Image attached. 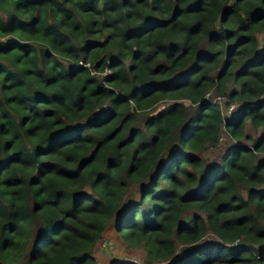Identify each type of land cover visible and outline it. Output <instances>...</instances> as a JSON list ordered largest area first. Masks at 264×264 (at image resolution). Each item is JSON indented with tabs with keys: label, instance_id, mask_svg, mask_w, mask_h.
Wrapping results in <instances>:
<instances>
[{
	"label": "trees",
	"instance_id": "trees-1",
	"mask_svg": "<svg viewBox=\"0 0 264 264\" xmlns=\"http://www.w3.org/2000/svg\"><path fill=\"white\" fill-rule=\"evenodd\" d=\"M111 226L264 264V0H0V264H99Z\"/></svg>",
	"mask_w": 264,
	"mask_h": 264
},
{
	"label": "rangeland",
	"instance_id": "rangeland-1",
	"mask_svg": "<svg viewBox=\"0 0 264 264\" xmlns=\"http://www.w3.org/2000/svg\"><path fill=\"white\" fill-rule=\"evenodd\" d=\"M212 101L220 100L223 103L221 110L226 112L224 108L225 101L219 99L215 94H212ZM248 133L252 136L258 138L261 131H256L251 125L248 126ZM229 139L224 136L221 145L214 150H211L203 154V158L208 162V164H220L222 157L226 154L229 145ZM135 195H131L129 199L134 200ZM127 199V202H129ZM96 258L99 264H119L122 262H134L138 264H145L147 259V253L144 250H129L124 243L122 237L117 233L114 226H111L104 237V240L99 244L96 250Z\"/></svg>",
	"mask_w": 264,
	"mask_h": 264
},
{
	"label": "built area",
	"instance_id": "built-area-1",
	"mask_svg": "<svg viewBox=\"0 0 264 264\" xmlns=\"http://www.w3.org/2000/svg\"><path fill=\"white\" fill-rule=\"evenodd\" d=\"M110 74H111V72L108 71L107 73L104 74V76H107V75H110ZM217 98L223 99V98H220V97H217ZM223 100L225 101V104H224L225 107L224 108L226 109V112L225 111L223 112V110H222V113H223L224 117L227 119V118L232 117L234 114L237 113L238 106L237 105H231V106L227 107L226 106L227 101L225 99H223ZM214 102L219 104L220 107L223 106V103L220 100H215ZM222 141H223V139H222ZM180 252L183 253L181 250H180Z\"/></svg>",
	"mask_w": 264,
	"mask_h": 264
}]
</instances>
